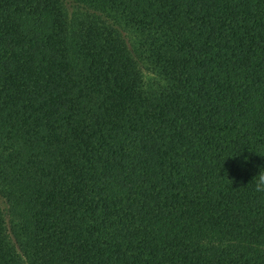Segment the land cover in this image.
Segmentation results:
<instances>
[{"label":"trees","instance_id":"obj_1","mask_svg":"<svg viewBox=\"0 0 264 264\" xmlns=\"http://www.w3.org/2000/svg\"><path fill=\"white\" fill-rule=\"evenodd\" d=\"M264 0H0V264H264Z\"/></svg>","mask_w":264,"mask_h":264},{"label":"clouds","instance_id":"obj_2","mask_svg":"<svg viewBox=\"0 0 264 264\" xmlns=\"http://www.w3.org/2000/svg\"><path fill=\"white\" fill-rule=\"evenodd\" d=\"M251 180L255 181L254 190L258 193H264V168H261Z\"/></svg>","mask_w":264,"mask_h":264}]
</instances>
